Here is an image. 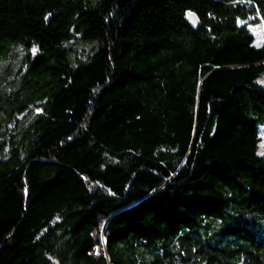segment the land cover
<instances>
[{
    "label": "trees",
    "instance_id": "obj_1",
    "mask_svg": "<svg viewBox=\"0 0 264 264\" xmlns=\"http://www.w3.org/2000/svg\"><path fill=\"white\" fill-rule=\"evenodd\" d=\"M259 24L264 0H0V264H264Z\"/></svg>",
    "mask_w": 264,
    "mask_h": 264
},
{
    "label": "rangeland",
    "instance_id": "obj_2",
    "mask_svg": "<svg viewBox=\"0 0 264 264\" xmlns=\"http://www.w3.org/2000/svg\"><path fill=\"white\" fill-rule=\"evenodd\" d=\"M250 29L253 35L255 36V46L256 47L263 46L264 45V24L251 26ZM18 60H19L18 58L15 59V57H13L11 60H7L1 65L0 80L2 82L6 81V78H9L11 76V73L14 72V69L18 64ZM258 83L264 86V77L260 78L258 80ZM21 118L22 116L19 115L18 119H21ZM260 136H261L262 141L259 146V153L261 155H264V126L260 130Z\"/></svg>",
    "mask_w": 264,
    "mask_h": 264
},
{
    "label": "water",
    "instance_id": "obj_3",
    "mask_svg": "<svg viewBox=\"0 0 264 264\" xmlns=\"http://www.w3.org/2000/svg\"><path fill=\"white\" fill-rule=\"evenodd\" d=\"M188 19L190 23L193 25V27L199 28L200 21L199 18L194 13H188Z\"/></svg>",
    "mask_w": 264,
    "mask_h": 264
}]
</instances>
